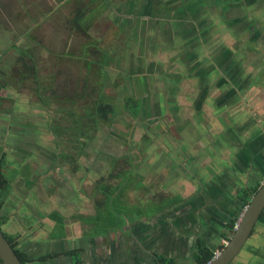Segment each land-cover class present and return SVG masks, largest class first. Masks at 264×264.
<instances>
[{
    "label": "rangeland",
    "instance_id": "rangeland-1",
    "mask_svg": "<svg viewBox=\"0 0 264 264\" xmlns=\"http://www.w3.org/2000/svg\"><path fill=\"white\" fill-rule=\"evenodd\" d=\"M83 1L98 13L86 32L67 20L73 0L38 24L60 0H0V68L8 73H0V156L11 182L2 227L8 233L12 219L13 235L27 243L36 226L54 239L104 235L95 264H157L152 254L162 252L194 264L187 242L213 225L222 238L216 210L232 207V197L239 204L241 185L264 181V165L236 158L253 143L264 153V0H144V9L143 0ZM24 47L35 53L39 81L16 64ZM100 81L116 113L79 155L56 127L71 123L67 107L83 111ZM129 167L110 212L97 218L106 208L102 183L114 187ZM225 174L227 194L216 188ZM172 197L175 204L154 212ZM188 229L194 235L184 243ZM256 229L232 264H264V226Z\"/></svg>",
    "mask_w": 264,
    "mask_h": 264
},
{
    "label": "trees",
    "instance_id": "trees-1",
    "mask_svg": "<svg viewBox=\"0 0 264 264\" xmlns=\"http://www.w3.org/2000/svg\"><path fill=\"white\" fill-rule=\"evenodd\" d=\"M228 1V0H226ZM94 2L90 1L88 4L86 2H79L77 5L76 13L72 18L71 24L72 28L75 31H87V28L91 26V22L93 21L94 17L98 15L96 13V10L94 9L93 6ZM143 7L145 6L144 3H142ZM99 12V7L97 8ZM95 14V16H94ZM18 47V45H15ZM15 47V48H16ZM21 53H19V57H17L16 64L17 63H22L23 67L22 69H19L21 71V74L25 75V78H34L35 81H39L37 78V63H36V57L35 53H32V51L29 48H21L19 49ZM104 55L106 52H103ZM3 53L0 57L2 58ZM30 61L32 63H30ZM23 69L25 71H23ZM0 73L8 75V73L0 68ZM6 85V84H5ZM4 83L0 82V89L5 87ZM52 87V86H51ZM50 87V88H51ZM40 88V87H39ZM105 87L102 81H100V85L98 87V92L97 96L90 100V102H87L85 104V107L83 108L82 112H77L76 110H72V108H68L69 110L68 115L70 118L71 123L69 125H59L57 124L56 130L58 134L69 132V135L71 136L72 142L76 143V147L78 150V154L82 155L86 153V148L88 145V141L94 139L97 136V132L99 131L100 127L104 122L110 121L112 119V116L116 113V108L112 104H110L106 100V95H105ZM73 103H75L74 100H71ZM72 103V104H73ZM61 132V133H60ZM59 136V135H58ZM59 140V137H58ZM60 143V141H59ZM66 156L72 157V153H66ZM78 156L75 158V162L77 161ZM6 154L3 153L0 156V211L5 205L6 202V197L8 195L9 189L11 187V182L9 177L5 173V167H6ZM132 166V165H130ZM131 172V167L122 169L121 174H123V178L120 180L119 183H117L114 187L107 185L103 182L104 178L101 179L100 183H102V190L106 193V203H104V206L107 209L111 208V205L113 206L112 200L114 198V193L117 192L118 190H121L125 185L126 181L129 179V174ZM261 182L258 181L257 183H247L246 185H241L237 189L236 193V200L238 199L239 202V209L236 208L234 211L231 209L225 208V215L227 214V221L224 223V229L222 228L221 235L226 236L227 238L230 237L234 231H235V226L237 222L239 221V218L242 214L243 209L246 207V205L249 204L252 196L254 193L258 190L260 187ZM179 198H166L162 202H160L156 206V209L154 212L158 211H163L172 204H175ZM101 202V201H100ZM104 202V201H103ZM103 202H101L103 204ZM109 210H99L96 213V217L98 218H104L103 216L106 214V212ZM217 211V210H216ZM110 212V211H109ZM153 212V213H154ZM217 213V212H216ZM51 215L55 216L56 218L60 219L59 222L63 220V217H61L60 213H57V211H53ZM60 215V216H59ZM138 218V217H135ZM201 219L204 222V216L201 215ZM260 219H264V211L262 215L260 216ZM1 221V220H0ZM2 222V221H1ZM0 222V226L2 223ZM5 236L8 238L10 241L11 245L15 249L16 253L18 254L19 258L21 259L23 264H26V262L30 261L28 254L23 251L22 249L19 248L18 246V235H12L9 234L5 231H3ZM199 243H198V249H197V256H196V262L195 264H207L210 262L213 257H214V250H215V245L211 244H205V240L202 237H198ZM221 248H224V246L220 245ZM58 253H52V254H46L40 256V260H47L49 258L57 256ZM154 260L157 264H180L178 260L169 255L165 254H160V253H153ZM0 262L5 264L3 259L0 257Z\"/></svg>",
    "mask_w": 264,
    "mask_h": 264
},
{
    "label": "crops",
    "instance_id": "crops-1",
    "mask_svg": "<svg viewBox=\"0 0 264 264\" xmlns=\"http://www.w3.org/2000/svg\"><path fill=\"white\" fill-rule=\"evenodd\" d=\"M61 2L60 3H58V4H56V6H55V9L53 10H51L50 12H47V13H45L44 14V16H42V17H37V18H35L36 19V24H38V23H42L43 21H46L47 20V17H49L50 15H52V14H56V13H58L59 11H58V8L59 7H61L63 4H65V3H68L69 4V1H71V0H60ZM73 2H75L74 3V5H75V10H74V13H73V15L69 18V19H67V20H69V22H71L72 21V18H73V16L75 15V13H76V9H77V5H78V3L79 2H83V0H73ZM71 4H73L72 2H70ZM72 25V24H71ZM72 27V26H71ZM228 175H230V174H225V175H223L225 178V181H221V180H219L218 182H217V184H219V186H216V188L217 187H220V189L223 191V192H226V194L227 193H229L228 192V184H227V180H228ZM233 181V180H232ZM237 193V192H236ZM230 195V194H229ZM233 199H234V197H232ZM235 198H236V195H235ZM233 199H229V200H231V201H229V203L230 204H232V207H229V209H231L232 211H234L238 206H239V204H237L236 202H234V200ZM234 205H236V207H234ZM217 214H219L218 216V220H216V221H218L219 222V224L222 226V228L224 229V223L225 222H228L227 221V214L225 215V212H220V210L218 209L217 211ZM142 215H144V216H148L149 214H146V213H142V214H140V217L139 218H136V220L137 219H141V217H142ZM228 216H229V214H228ZM135 219V218H134ZM28 220V217H27V219H26V221ZM201 221H202V219H200ZM213 220H215V219H213L212 218V220L211 221H213ZM211 221H209V223L211 222ZM38 222V221H37ZM203 222V221H202ZM27 223H29V224H32L31 223V221L30 222H27ZM204 223H205V225H207V222H206V220L204 221ZM28 224V225H29ZM211 224H215V221H213ZM12 219H10V220H8V222L5 224V228L7 229V231H8V233L9 234H14V233H16V230H13V228H12ZM42 225V223H40V226ZM44 226V225H43ZM37 227V226H36ZM35 227V230L33 231V233L35 234V235H32L31 236V238H29V240H28V243L26 242L27 241V238L25 239V241H23V240H19V248H21V249H23L24 251H26V252H28L29 254H30V256H32V257H36V256H38V255H40V254H43V253H47V252H49V251H53V250H56V249H52V248H49L50 247V245L51 244H57V246L59 247V245H63V244H69L70 245V248L72 247V246H76V245H80V247L84 250L83 252H85V251H92V253H93V257H92V262H93V260H94V262L95 261H97L98 259H100V257H98L99 255L101 256V253H102V251H101V248H102V243L101 242H99L100 241V239L104 236V235H100V234H98L97 236H96V238L94 237V239L92 240L93 241V243L92 242H90V239L88 238V237H86V239H84V236L82 237L81 235L83 234V232L81 233V235H79V236H74V237H72V235L71 234H69L68 232L66 233V234H63V235H59L60 237H56L55 239L54 238H52V237H50V234H48V235H46L45 236V232H43L44 230H43V228L42 227H37L36 228ZM213 227H214V229H215V225H213ZM129 230V229H128ZM188 230H190V229H188ZM111 232H114V231H111ZM130 232V231H129ZM129 232H128V234H129ZM116 233V232H115ZM221 233V232H220ZM126 234V233H125ZM130 235V240H131V236H132V233L131 234H129ZM182 235V238H188V239H190L191 237H193V235H194V233H192V231L190 230V231H187V233H182L181 234ZM184 236H187V237H184ZM199 237V235L197 236V238ZM209 238H207V241H210V242H212V244H214L215 245V250L217 249V248H219L220 247V245H222L223 244V240L224 239H226L227 237L226 236H223L222 235V238H218V236H217V238H218V240L219 241H216V243L219 245L218 247H217V245H216V243L215 242H213V238L215 237V235H213L212 236V234H210L209 236H208ZM58 238H60V240H57ZM113 238H115V237H113ZM211 238V239H210ZM81 241V243H79V244H77L78 242H80ZM75 242H77V243H75ZM99 242V243H98ZM113 242H114V239H113ZM189 242H190V240H189ZM188 242V243H189ZM60 243H63V244H60ZM107 244H108V242H107ZM109 245V244H108ZM65 247H66V245H65ZM66 249H68V248H66ZM109 247L108 248H105V250L103 251V252H105V251H107V252H109ZM214 250V251H215ZM61 251H64V250H61ZM110 251H112V250H110ZM161 254V253H160ZM162 254H165V255H169L168 253H166V252H162ZM172 256H174V255H172ZM126 257V256H125ZM141 261V260H140ZM86 262H88V261H86ZM91 262V263H92ZM139 262V259L136 257V261L134 262L133 260H129V259H125V262H124V264H137ZM142 262V261H141ZM28 264H59V262H56V261H54L53 259H51V260H49V261H43V262H38V261H30V262H28ZM66 264H72L71 262H66ZM80 264H83V262H81Z\"/></svg>",
    "mask_w": 264,
    "mask_h": 264
},
{
    "label": "water",
    "instance_id": "water-1",
    "mask_svg": "<svg viewBox=\"0 0 264 264\" xmlns=\"http://www.w3.org/2000/svg\"><path fill=\"white\" fill-rule=\"evenodd\" d=\"M264 210V181L246 205L235 231L221 253L207 264H230L241 251ZM0 257L5 264H23L15 249L0 227Z\"/></svg>",
    "mask_w": 264,
    "mask_h": 264
},
{
    "label": "flooded vegetation",
    "instance_id": "flooded-vegetation-1",
    "mask_svg": "<svg viewBox=\"0 0 264 264\" xmlns=\"http://www.w3.org/2000/svg\"><path fill=\"white\" fill-rule=\"evenodd\" d=\"M228 1H231V0H228ZM228 1H226V0H224V2L225 3H227ZM239 1V0H238ZM253 2H254V0H253ZM141 3H144L145 4V6H146V2H144V0L143 1H141ZM143 4H141V8H143L144 9V7L142 6ZM258 35V34H257ZM256 35V36H257ZM255 36V37H256ZM252 126H251V128L253 127L254 128V132H256L257 130H255V129H257L256 127H257V125H261V124H258V122H255V124H251ZM263 129H264V126H263ZM259 131H261V130H259ZM257 141H259V143L260 142H262V139H258ZM253 142V141H252ZM258 143V144H259ZM253 145H254V147H250L251 148V151L250 152H247V153H240L239 154V156H238V153H237V156H236V158H237V161H238V163H239V165H240V163H242V165H247L248 163H251V162H253L254 163V166L255 165H264V153H262V151H261V147L259 146V145H256L255 146V144L253 143ZM263 149V148H262ZM118 158H116L115 157V160H117ZM236 161V162H237ZM112 162H114V161H112ZM238 168H240V170H242L241 169V167L239 166ZM243 171V170H242ZM246 173V172H245ZM102 178H104V177H102ZM101 178V179H102ZM129 179H130V177H129ZM129 179L126 181V184H127V182L129 181ZM97 202H99V203H101L100 202V200H98ZM105 211L106 210H109V209H107V208H105L104 209ZM264 211V210H263ZM263 213V212H262ZM96 215V214H95ZM262 215V214H261ZM23 219L24 220H26L27 219V217H23ZM28 220H29V218H28ZM8 222V221H7ZM7 222H5V224L7 223ZM258 225H263L264 226V219H260V217H259V219L257 220V222H256V224H255V226H254V228H253V230H252V233H251V235H250V237L248 238V240H250V238L253 236V235H255V233L257 232V226ZM206 225H205V223L203 224V227H205ZM1 227V229H2V231H4V229H3V227H2V225L0 226ZM125 228H126V226H125ZM212 230H217V228L215 227V229H214V227L213 228H211ZM212 230H208L207 231V233L206 234H203V232H201V233H199L198 235H199V237L202 235V237L204 238V240H205V244H209L210 246H212L211 244H212V242H210V241H207V238H209L208 236H207V234L208 235H210V234H212ZM111 233V232H110ZM112 234V233H111ZM110 234V235H111ZM131 234V233H130ZM13 235V234H12ZM110 235H109V237H110ZM108 236V234L106 235V237ZM218 235L217 234H215V237H217ZM211 239V238H210ZM112 240V239H111ZM183 241L182 242H186V238H184V239H182ZM185 240V241H184ZM248 240L246 241V243L244 244V246L242 247V249H241V251L236 255V257L246 248V245H247V243H248ZM18 241H19V239H18ZM120 241V237H118V242ZM92 243H93V241H91ZM113 242V241H112ZM122 243H123V241H121ZM189 242V241H188ZM187 242V244H189V243H191L192 244V247H193V249H192V247H191V249L193 250V256H194V264H195V262H196V256H197V247H198V243H199V240H198V238H196V240L192 243L191 241L188 243ZM75 243H77V242H75ZM79 243H81V241L80 242H78L77 244H79ZM121 243V244H122ZM115 243H113V245H114ZM187 244H186V246H187ZM18 245H19V242H18ZM53 245H55V244H53ZM81 245V244H80ZM80 245H76V246H72L71 248H70V246H69V248L68 249H66V247H65V245H63V246H61V245H59V247L56 245V246H54V247H56V250H53V251H49V252H47V253H43V254H40V255H38V256H36V257H32V256H30V254L28 253V252H26L27 254H28V257H29V259H31L30 261H38V262H43V261H49V260H51V259H53L54 261H56V262H59V264H66V262H71V258H70V256H72V255H74L76 252H78V251H80L81 253H80V257L77 259V264H80L81 262H83V264H90L91 262H92V257H93V253H92V251H85V252H83L84 250L80 247ZM50 248H51V245H50ZM21 249V248H20ZM23 250V249H22ZM61 250H64V251H61ZM24 251V250H23ZM52 253H58V255L57 256H55V257H52V258H49V259H47V260H40L39 258H40V256H42V255H46V254H52ZM114 253V252H113ZM87 254H89L90 256H87ZM169 256H172V255H169ZM173 257H175V256H173ZM235 257V258H236ZM153 258H154V256H153ZM177 260H178V262L180 263V264H182L181 263V261L177 258V257H175ZM234 258V259H235ZM234 259L230 262V264H232V262L234 261ZM30 261H28V262H30ZM86 261H88V262H86ZM28 262H26V264H28ZM93 262H94V260H93ZM91 263V264H95V263H97V262H95V263ZM72 264H73V262H71ZM0 264H3V263H1L0 262ZM98 264H100V263H98Z\"/></svg>",
    "mask_w": 264,
    "mask_h": 264
},
{
    "label": "built area",
    "instance_id": "built-area-1",
    "mask_svg": "<svg viewBox=\"0 0 264 264\" xmlns=\"http://www.w3.org/2000/svg\"><path fill=\"white\" fill-rule=\"evenodd\" d=\"M230 237H231V236H230ZM230 237H228V238H226V239L223 240V244H222V246L225 247V245L229 242ZM222 249H223V248L219 247V248H217V249L214 251V257H213V259L216 258V257L221 253Z\"/></svg>",
    "mask_w": 264,
    "mask_h": 264
}]
</instances>
